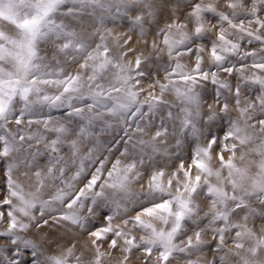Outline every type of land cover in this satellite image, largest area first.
<instances>
[{"label": "snow or ice", "instance_id": "1", "mask_svg": "<svg viewBox=\"0 0 264 264\" xmlns=\"http://www.w3.org/2000/svg\"><path fill=\"white\" fill-rule=\"evenodd\" d=\"M0 264H264V0H0Z\"/></svg>", "mask_w": 264, "mask_h": 264}, {"label": "bare ground", "instance_id": "2", "mask_svg": "<svg viewBox=\"0 0 264 264\" xmlns=\"http://www.w3.org/2000/svg\"><path fill=\"white\" fill-rule=\"evenodd\" d=\"M108 27H109V28H112L113 31H114V29H115L116 27L119 28V26L112 25V24H109ZM123 28H124V27H123ZM133 38H134V40L137 39L136 36H133ZM104 139H105V137H104V136H101V140H104ZM257 226H259V221H257ZM29 258H30V252H26V253H25V260H27V259H29Z\"/></svg>", "mask_w": 264, "mask_h": 264}, {"label": "rangeland", "instance_id": "3", "mask_svg": "<svg viewBox=\"0 0 264 264\" xmlns=\"http://www.w3.org/2000/svg\"><path fill=\"white\" fill-rule=\"evenodd\" d=\"M128 30L126 27H119L114 29V33H126ZM129 35H132V33H128ZM134 39V38H133Z\"/></svg>", "mask_w": 264, "mask_h": 264}]
</instances>
